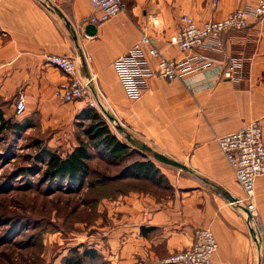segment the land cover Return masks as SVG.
<instances>
[{"label": "crops", "instance_id": "crops-1", "mask_svg": "<svg viewBox=\"0 0 264 264\" xmlns=\"http://www.w3.org/2000/svg\"><path fill=\"white\" fill-rule=\"evenodd\" d=\"M125 2V13L95 25L96 34L87 36L91 0H0V96L25 102L29 112L39 108L53 129L69 124L88 104L81 100L64 104L55 97L68 77L46 57H76L81 77L87 81L94 77L105 106L132 139L188 167V171L163 170L174 186L172 196L158 199L132 191L101 206L108 219L100 218L98 250L112 264H150L166 258L191 247L201 228L211 230L218 242L215 264H260L259 248L247 227L246 204L217 199L211 188L243 197L217 137L259 122L264 139V18H250L248 29L225 34L224 52L207 54L215 61L210 70L184 81L152 77L148 91L137 101L128 99L114 69L115 60L143 34L164 58L182 60L187 53L168 42L184 15L201 25L256 6L258 0H221L217 7L211 0ZM232 58L243 62L237 80L221 75ZM151 64L155 68L157 60L151 59ZM255 200V226L263 249L264 176L256 181Z\"/></svg>", "mask_w": 264, "mask_h": 264}, {"label": "rangeland", "instance_id": "rangeland-1", "mask_svg": "<svg viewBox=\"0 0 264 264\" xmlns=\"http://www.w3.org/2000/svg\"><path fill=\"white\" fill-rule=\"evenodd\" d=\"M19 101L0 99L5 118L12 124L27 126L22 132L0 128V264H68L70 261L74 264H112L98 250L102 238L100 218L108 219L106 213H101V206H109L131 190L145 191L158 199L172 196L174 186L163 170L176 171L178 168L162 164L150 153L135 148L126 139L125 133L129 131L109 111L108 105L101 109L87 105L86 108L95 110L120 141L130 146L129 155L123 161L114 162L106 153L90 147V175L82 186H73L69 180L47 179L48 159L41 157L42 150L48 149L66 157L78 146L79 137L87 140L83 131L90 120L77 114L69 124L53 129L39 108L32 112L26 108L22 115H18ZM116 122L125 132L115 127ZM144 158L160 168L171 189L144 180L118 179L125 166ZM211 192L217 199L228 202L218 193L216 186H212ZM245 218L252 237L258 235L263 257L259 228L253 222L251 229L248 218ZM86 250H94L99 255H85Z\"/></svg>", "mask_w": 264, "mask_h": 264}, {"label": "built area", "instance_id": "built-area-1", "mask_svg": "<svg viewBox=\"0 0 264 264\" xmlns=\"http://www.w3.org/2000/svg\"><path fill=\"white\" fill-rule=\"evenodd\" d=\"M211 1L213 6L217 7L221 0ZM91 4L93 14L89 18V23L93 25L106 23L125 13L128 8L124 0H91ZM250 18L257 21L264 18V0H258L256 6L238 9L223 20L209 21L201 25L193 17L184 15L179 31L172 35L168 42L187 53L184 59L178 61L164 58L153 40L143 34L135 46L114 62V69L128 99L132 102L140 99L148 91L152 77L167 82L184 81L191 75L210 70L215 66V61L207 54H222L223 36L233 31L248 29ZM151 59L157 60L155 68L151 64ZM46 62L60 69L68 77V81L56 91V98L65 103L85 100L93 108L101 109L105 106L104 96L97 87H94L92 77L88 81L81 77L76 57L52 55L46 57ZM242 63L241 58L229 59L221 69L223 78L237 80ZM96 91L100 100L97 99ZM25 110V102L19 101L17 114L22 115ZM216 142L243 192V197L232 204H246L245 215L252 229L251 224L258 219L255 200L256 181L264 176L262 125L259 122H252L239 131L217 137ZM252 238L260 250L258 235L255 234V238ZM218 249L219 245L214 233L209 229L201 228L196 230L191 247L172 253L166 258H158L150 264H215L214 256ZM263 263L264 259L260 254V264Z\"/></svg>", "mask_w": 264, "mask_h": 264}, {"label": "trees", "instance_id": "trees-1", "mask_svg": "<svg viewBox=\"0 0 264 264\" xmlns=\"http://www.w3.org/2000/svg\"><path fill=\"white\" fill-rule=\"evenodd\" d=\"M79 116L84 120H90L89 125L83 131V136H85L87 140L79 137L78 146L66 157H62L48 149H43L41 154V157L46 156L48 159L45 178L69 180L71 185L78 188L80 185L82 186L84 184L85 180L88 179L90 175L89 161L92 158V154L89 152L90 147L106 153L108 158L114 162L123 161V159L129 155L130 151V146L120 141L118 137L113 134L107 123L101 120L99 114L95 112V110L86 108ZM0 128H12L22 132L26 130L27 126L26 124H12L5 118L3 107L0 105ZM133 146L136 148L135 145ZM106 179L112 178L107 177ZM118 179L144 180L157 186L164 185L166 189L172 188L168 182L169 180L162 173L160 168L157 167L152 160L146 158L136 160L125 166L119 174ZM133 191L145 192L140 190ZM130 192H132V190ZM84 254H90L92 257L99 255L94 250H86ZM67 263L74 264L72 261Z\"/></svg>", "mask_w": 264, "mask_h": 264}, {"label": "water", "instance_id": "water-1", "mask_svg": "<svg viewBox=\"0 0 264 264\" xmlns=\"http://www.w3.org/2000/svg\"><path fill=\"white\" fill-rule=\"evenodd\" d=\"M97 32V27L93 24H89L86 28H85V33L87 36H94ZM86 60V58H85ZM115 127L121 131V132H125L124 129L122 128V126L120 124H116L115 123ZM126 134V139L133 145L136 146L137 149L141 150V151H145V152H148L150 153L153 158L162 163V164H165V165H168V166H172V167H175V168H178V169H181V170H184V171H188V167L184 164H181V163H178L170 158H168L167 156L163 155V154H160L158 152H155L153 151L151 148H149L148 146H146L145 144H142V145H138L134 139H132L130 137V135H128L127 133ZM218 190L221 192V195L230 203H234L237 201V198H235L234 196H232L229 192H226L220 188H218Z\"/></svg>", "mask_w": 264, "mask_h": 264}, {"label": "bare ground", "instance_id": "bare-ground-1", "mask_svg": "<svg viewBox=\"0 0 264 264\" xmlns=\"http://www.w3.org/2000/svg\"><path fill=\"white\" fill-rule=\"evenodd\" d=\"M80 71V70H79ZM93 79H94V77L92 76V81H93ZM91 84H92V82H90ZM96 96H99V93L97 92L96 93ZM99 98V97H98ZM116 124H118L117 122H116ZM138 145H142L140 142H138L137 140H134Z\"/></svg>", "mask_w": 264, "mask_h": 264}]
</instances>
